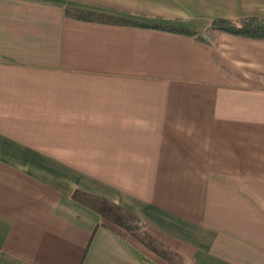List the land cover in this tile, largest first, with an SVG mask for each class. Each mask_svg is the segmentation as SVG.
Masks as SVG:
<instances>
[{"label":"crops","instance_id":"0c3cea01","mask_svg":"<svg viewBox=\"0 0 264 264\" xmlns=\"http://www.w3.org/2000/svg\"><path fill=\"white\" fill-rule=\"evenodd\" d=\"M83 10L209 35L91 22ZM264 0H0V264H264Z\"/></svg>","mask_w":264,"mask_h":264},{"label":"trees","instance_id":"16d2710c","mask_svg":"<svg viewBox=\"0 0 264 264\" xmlns=\"http://www.w3.org/2000/svg\"><path fill=\"white\" fill-rule=\"evenodd\" d=\"M67 16L70 18L91 22L113 23L117 25L131 26L137 28H152L167 32L184 34L191 37H198L205 43L210 42L206 34H200L192 30L182 29L174 26L153 25L141 21L112 18L106 15H100L83 10L74 9H68ZM210 29L217 32L228 33L241 38L264 41V19H259L255 17H245L234 20L215 19L212 21ZM75 198H77L79 202L85 204L90 209L99 213L103 219L121 228L122 230L136 238L143 245L147 246L169 262L171 261L172 257H178L175 253L166 250L157 241L150 237L145 231L144 224L137 217H135L125 209L102 198L88 196L87 199H84L80 196L79 193L75 194Z\"/></svg>","mask_w":264,"mask_h":264},{"label":"rangeland","instance_id":"374dc122","mask_svg":"<svg viewBox=\"0 0 264 264\" xmlns=\"http://www.w3.org/2000/svg\"><path fill=\"white\" fill-rule=\"evenodd\" d=\"M208 37H209V35L208 34H206ZM172 264H183L182 263V260L179 258V257H172L171 258V261H170Z\"/></svg>","mask_w":264,"mask_h":264}]
</instances>
